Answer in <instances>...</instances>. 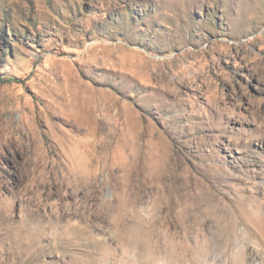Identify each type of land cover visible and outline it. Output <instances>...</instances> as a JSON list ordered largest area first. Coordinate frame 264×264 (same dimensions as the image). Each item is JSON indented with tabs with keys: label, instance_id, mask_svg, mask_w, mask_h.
<instances>
[{
	"label": "rangeland",
	"instance_id": "obj_1",
	"mask_svg": "<svg viewBox=\"0 0 264 264\" xmlns=\"http://www.w3.org/2000/svg\"><path fill=\"white\" fill-rule=\"evenodd\" d=\"M153 229L172 264H264V0H0V264Z\"/></svg>",
	"mask_w": 264,
	"mask_h": 264
},
{
	"label": "bare ground",
	"instance_id": "obj_2",
	"mask_svg": "<svg viewBox=\"0 0 264 264\" xmlns=\"http://www.w3.org/2000/svg\"><path fill=\"white\" fill-rule=\"evenodd\" d=\"M162 159L163 160H162L161 168L159 170H156V173H154V175H153L155 180H158L159 178H166L167 179L171 176L170 170H171V166L173 164L172 158L170 156H164V157H162ZM163 168H165V171L163 170ZM153 172H155V171H153ZM223 210H225V209H223ZM125 220L126 219H124V222L116 220V222L114 223V224H116V226L113 227L109 233L110 239L117 238V235H119V234L124 236L126 233H128L130 226L129 227H128V225L123 226L125 223ZM158 221H160V220H158ZM139 232H140V228H139ZM147 232H148V237H149V244L148 243L145 244L143 241L138 240L136 245H133L131 247L130 245H127V243H129V242L123 241L125 245L118 243V245H116L117 247L115 248L116 250L113 251L114 252L113 255L111 257L110 256L106 257L103 254L104 256L99 258L100 261L107 262L106 264H121V263L122 264H134L135 261H138L139 264H145V262H147V261H152L154 264L155 260L160 259V258H164L167 253H165L164 249L159 247L158 243L156 245L158 248L152 249L153 247H151V242L153 243L154 240H157V238L159 239L160 231L157 229H153V230H147ZM239 239H240L239 236H237L235 241L237 242V241H239ZM124 246L126 248L125 250L120 249L121 247H124ZM110 249H111V247H110ZM172 263H174V262H172ZM172 263L169 262V264H172Z\"/></svg>",
	"mask_w": 264,
	"mask_h": 264
},
{
	"label": "clouds",
	"instance_id": "obj_3",
	"mask_svg": "<svg viewBox=\"0 0 264 264\" xmlns=\"http://www.w3.org/2000/svg\"><path fill=\"white\" fill-rule=\"evenodd\" d=\"M134 264H139V262L135 261ZM145 264H153V262L147 261V262H145ZM154 264H169V261L167 259L160 258V259L155 260ZM214 264H215V262H214Z\"/></svg>",
	"mask_w": 264,
	"mask_h": 264
}]
</instances>
